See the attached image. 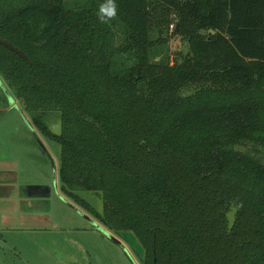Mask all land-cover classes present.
<instances>
[{"label":"trees","instance_id":"trees-1","mask_svg":"<svg viewBox=\"0 0 264 264\" xmlns=\"http://www.w3.org/2000/svg\"><path fill=\"white\" fill-rule=\"evenodd\" d=\"M0 39L64 198L142 264H264V0H0Z\"/></svg>","mask_w":264,"mask_h":264},{"label":"rangeland","instance_id":"rangeland-1","mask_svg":"<svg viewBox=\"0 0 264 264\" xmlns=\"http://www.w3.org/2000/svg\"><path fill=\"white\" fill-rule=\"evenodd\" d=\"M178 20L172 11L159 31L154 26L151 32L172 64L180 61L184 48L189 52L178 34ZM0 81V264H142L141 251L131 237L109 232L100 224L99 230L86 210L58 197V177L54 183V168L34 132L48 148L58 172L55 148L33 126L13 91ZM49 127L54 133L59 131L57 122H49ZM32 186L51 190L49 199L33 201L42 212L38 223L27 216L23 219L14 206H21L19 198Z\"/></svg>","mask_w":264,"mask_h":264},{"label":"crops","instance_id":"crops-1","mask_svg":"<svg viewBox=\"0 0 264 264\" xmlns=\"http://www.w3.org/2000/svg\"><path fill=\"white\" fill-rule=\"evenodd\" d=\"M44 188H45V186L28 187L25 189V194L19 198V200H22L20 202L21 206H18L14 203V206H16L18 208V210L20 211L19 215H22L23 219L26 218V216H27L29 219H32V221L35 220L34 222L38 223V218L41 216L40 214L42 212L39 211L40 210L39 204L35 205L33 203V201H36L39 203L43 199L46 200V199H49L51 197V194L50 195L40 194L41 190ZM58 193H59V191H58ZM59 195L62 196L61 193H59ZM16 200H18V198H16ZM35 211H37V212H35Z\"/></svg>","mask_w":264,"mask_h":264},{"label":"water","instance_id":"water-1","mask_svg":"<svg viewBox=\"0 0 264 264\" xmlns=\"http://www.w3.org/2000/svg\"><path fill=\"white\" fill-rule=\"evenodd\" d=\"M213 33V32H211ZM0 46H2L3 48L7 49L8 51L14 53L15 55L19 56L20 58L26 60L29 62V59L28 57L26 56V54L21 51L20 49H18L17 47L13 46L8 40L6 39H0ZM184 54L187 55V49L184 48ZM2 85L1 81H0V86ZM11 103L13 102L11 98L8 99ZM16 106V105H15ZM34 138L35 140L37 141L38 145L41 147L42 151L44 152V154L47 156L48 160L50 161V163L52 164L53 168H54V171H55V175H54V183H56V178H57V172H56V164L48 150V148L45 146V144L43 143V141L38 137V135H36V133L34 132ZM49 195V194H48ZM57 195L59 198H61L62 200H66L65 198H63L62 196L59 195V193L57 192ZM66 202V201H65ZM68 204V202H66ZM72 207V206H71ZM74 208V207H72ZM76 210V208H74ZM78 211V210H76ZM80 212V211H78ZM90 219V218H89ZM91 220V219H90ZM91 223L96 225L99 230L101 229V226L96 223V221L94 220H91ZM106 233V232H105Z\"/></svg>","mask_w":264,"mask_h":264},{"label":"flooded vegetation","instance_id":"flooded-vegetation-1","mask_svg":"<svg viewBox=\"0 0 264 264\" xmlns=\"http://www.w3.org/2000/svg\"><path fill=\"white\" fill-rule=\"evenodd\" d=\"M57 183H58V182H57ZM58 185H59V184H58ZM59 192H60V191H59ZM40 194H42V195H44V194H45V195H46V194L48 195V194H49V195H50V194H51V190H50L49 188H48V189H47V188H44V189L41 190V193H40ZM43 200H44V199H43Z\"/></svg>","mask_w":264,"mask_h":264},{"label":"clouds","instance_id":"clouds-1","mask_svg":"<svg viewBox=\"0 0 264 264\" xmlns=\"http://www.w3.org/2000/svg\"><path fill=\"white\" fill-rule=\"evenodd\" d=\"M113 7H114V5H113Z\"/></svg>","mask_w":264,"mask_h":264},{"label":"built area","instance_id":"built-area-1","mask_svg":"<svg viewBox=\"0 0 264 264\" xmlns=\"http://www.w3.org/2000/svg\"><path fill=\"white\" fill-rule=\"evenodd\" d=\"M173 27V26H172Z\"/></svg>","mask_w":264,"mask_h":264}]
</instances>
